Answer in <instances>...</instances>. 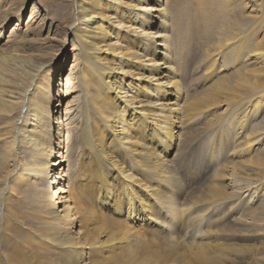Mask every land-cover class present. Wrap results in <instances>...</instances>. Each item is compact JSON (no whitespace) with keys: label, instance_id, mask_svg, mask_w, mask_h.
<instances>
[{"label":"rangeland","instance_id":"obj_1","mask_svg":"<svg viewBox=\"0 0 264 264\" xmlns=\"http://www.w3.org/2000/svg\"><path fill=\"white\" fill-rule=\"evenodd\" d=\"M177 3L185 7L189 21L181 20L173 13L172 5L169 7V17H174L169 19L171 57L181 88L179 103L191 105L190 118L177 138L158 140L156 136L161 132L149 138L138 137L151 143L149 146L158 155L170 158L177 178L172 187L164 186L172 202L148 197L150 210L167 221L166 226H156L151 223L154 220L147 223L141 217L131 219L129 210L116 212L113 203H104L101 179L95 174L94 163L88 161L94 155L79 139L80 123L86 120L92 125L95 118L93 114V119L83 114V94L76 77L81 52L72 24L84 14L83 0H0V52L6 54L14 49L46 63L38 88L51 81L48 95L59 97L60 89L65 95L52 98L53 103L58 102L53 106L55 125L58 114L66 119L62 134L54 137V147L60 153V144L64 143V152L66 139H71V147L61 155L62 164H51V173L62 169L67 175L60 178V183L51 184L63 189L61 194L71 203L91 208L84 217L73 207L78 216L69 229H74L73 240L78 244L62 255L56 242L48 244L55 248L53 251L47 244L27 240L20 233V227H29L27 232L25 228L21 230L26 234L39 233L30 231L39 216L33 191L18 195L20 203L10 214L19 227L7 234L2 230L0 264H20L25 260L28 264H117L120 256L130 257L125 253L135 243L138 259L154 257L153 264H168L165 260L170 264H264V61L249 53L257 41L264 42V0ZM243 39L253 45L242 46ZM251 69H256V75ZM3 74L15 76L6 60H0V76ZM3 81L0 77V86L20 88ZM4 118L0 117L2 140L8 138ZM136 129H144V122ZM22 149L15 147L10 166H14L17 154L29 156L28 150ZM129 154L125 151L119 156L129 159ZM56 155L53 159L60 157ZM131 171L137 176L134 181L143 183L142 190L146 192L154 170L140 165ZM110 175L104 168L103 178ZM113 185L117 203H124L126 197L133 195H126L127 187L120 186L119 179ZM142 190L139 188L136 193L141 194ZM123 206L130 208L127 203ZM113 217L120 220L115 224L122 226L114 233L107 229L108 222L101 221ZM112 235L115 238L109 241ZM125 235L130 238L122 240ZM76 255L78 259L68 258Z\"/></svg>","mask_w":264,"mask_h":264},{"label":"bare ground","instance_id":"obj_2","mask_svg":"<svg viewBox=\"0 0 264 264\" xmlns=\"http://www.w3.org/2000/svg\"><path fill=\"white\" fill-rule=\"evenodd\" d=\"M173 1L165 4L163 0H83L84 14L75 18L72 24L77 30L75 35L81 52L76 77L78 89L83 94L82 111L85 117L93 119V114L95 118H100L93 119L94 125L83 120L79 125V139L94 155L88 161L94 163L95 174L98 173L101 179L100 188L105 190L102 200L104 203H113L116 212L129 210L128 217L131 219L141 217L147 223L154 220L156 222L151 223L156 226H166L167 221L158 218L150 210L148 197L156 201L168 199L172 202L164 186L176 184L177 178L170 167V158L158 155L149 146L151 143L148 145L138 137L149 138L161 132L162 135L156 136L158 140L177 138L182 134V128L191 113V105L179 103L181 88L176 63L171 57L173 39L170 26L172 21L169 19L174 17H169L168 10L172 5L175 10L173 13L183 21H189L188 12L184 6L178 5L177 0ZM76 22L79 25H75ZM247 43L253 45V42L243 39L242 46L245 47ZM249 50L254 57L264 61L263 41H257L253 49ZM103 51V54L100 53ZM0 54V60H6L15 74V78L1 75L3 83L7 81L20 86L15 90L9 89L6 84L0 86V117H5L3 123L7 126L8 137L3 140L0 138V234L2 230L5 234L7 231L11 233L13 227L18 226L11 219L10 211L20 203L18 195L22 197L21 194L25 195L32 190L39 217L30 231L39 233L31 235L21 232L23 228L27 232L29 227H20L18 230L30 241L33 239L47 246L56 242L59 253L66 255L71 252V247L78 244L73 240L74 229H69L78 216L72 211L73 207L79 211L78 214L83 213L84 217L91 208L71 203L61 194L63 189L51 184L60 183V178L67 175L62 169L51 173V164H62L64 160L61 155L71 147V139H66L64 152V143L60 144V153L54 147V137L62 134L66 119L58 114L55 125L53 106L58 102L53 103L52 98L59 99L65 95L60 88L57 93L59 97L48 95L53 84L51 81L38 88L41 71L45 69L46 63L14 49ZM251 70L256 75V69ZM238 74L243 75V72L238 71ZM141 122H144V129H136ZM158 140L157 143L154 141L157 145ZM17 146L23 147L22 152L28 150L26 152H29V156L25 153L17 154L14 166H10L9 160ZM125 151L130 153L129 159L120 158L119 153ZM55 153L61 158L53 159ZM140 165L148 171L154 170L150 179L151 186L146 192L142 190L143 183L134 181L137 176L131 171V168L138 169ZM104 168L111 174L107 179L103 178ZM118 179L120 186L128 188L124 190L126 195L133 194L124 200V203L130 205L129 209L124 208L123 202H116L118 197L113 184ZM137 186L143 193H136L139 190ZM86 219L89 220L88 217ZM101 221L108 222L107 229L112 233L122 227L115 224L120 221L116 217ZM124 231L131 234L130 230ZM114 238L115 235H112L108 240ZM129 238L125 235L122 240ZM48 247L55 250L52 245ZM129 247L127 253H124L130 257L122 259L123 255L120 256L116 259L117 264H153L154 257L138 259L137 243ZM162 255L167 258L166 254ZM73 257L77 258V255L68 258ZM164 263L170 264L171 261L165 260ZM20 264L28 263L25 260V263Z\"/></svg>","mask_w":264,"mask_h":264}]
</instances>
